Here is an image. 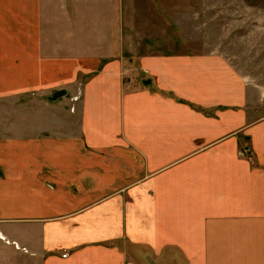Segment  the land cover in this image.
<instances>
[{
  "label": "crops",
  "instance_id": "0c3cea01",
  "mask_svg": "<svg viewBox=\"0 0 264 264\" xmlns=\"http://www.w3.org/2000/svg\"><path fill=\"white\" fill-rule=\"evenodd\" d=\"M137 4L0 0L4 263L264 264L262 93L138 52Z\"/></svg>",
  "mask_w": 264,
  "mask_h": 264
},
{
  "label": "rangeland",
  "instance_id": "374dc122",
  "mask_svg": "<svg viewBox=\"0 0 264 264\" xmlns=\"http://www.w3.org/2000/svg\"><path fill=\"white\" fill-rule=\"evenodd\" d=\"M136 1L142 18L134 25L132 44L138 52L148 42L155 46L149 53L221 54L261 91L257 105L264 112V0ZM7 259L28 264L12 255Z\"/></svg>",
  "mask_w": 264,
  "mask_h": 264
},
{
  "label": "water",
  "instance_id": "95a60500",
  "mask_svg": "<svg viewBox=\"0 0 264 264\" xmlns=\"http://www.w3.org/2000/svg\"><path fill=\"white\" fill-rule=\"evenodd\" d=\"M144 84H148L149 81L146 80V81H143ZM63 95H65V91L64 90H57V91H54L52 93V95L49 97V100L50 101H55L57 100L58 98L62 97Z\"/></svg>",
  "mask_w": 264,
  "mask_h": 264
},
{
  "label": "built area",
  "instance_id": "2783aa9c",
  "mask_svg": "<svg viewBox=\"0 0 264 264\" xmlns=\"http://www.w3.org/2000/svg\"><path fill=\"white\" fill-rule=\"evenodd\" d=\"M247 152H248V148H245L244 150H240L239 154L241 156H246Z\"/></svg>",
  "mask_w": 264,
  "mask_h": 264
}]
</instances>
